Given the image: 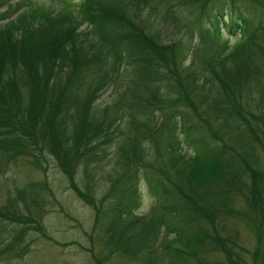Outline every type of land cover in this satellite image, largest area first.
Returning <instances> with one entry per match:
<instances>
[{
  "label": "trees",
  "instance_id": "1",
  "mask_svg": "<svg viewBox=\"0 0 264 264\" xmlns=\"http://www.w3.org/2000/svg\"><path fill=\"white\" fill-rule=\"evenodd\" d=\"M3 6L23 10L0 28V169L46 149L94 212L97 264H248L239 226L264 264V0ZM36 192L0 209V264L29 253L30 229L45 235Z\"/></svg>",
  "mask_w": 264,
  "mask_h": 264
},
{
  "label": "rangeland",
  "instance_id": "2",
  "mask_svg": "<svg viewBox=\"0 0 264 264\" xmlns=\"http://www.w3.org/2000/svg\"><path fill=\"white\" fill-rule=\"evenodd\" d=\"M12 4L29 1L36 4H53L55 0H10ZM7 8V7H6ZM5 6L0 7V14L6 10ZM13 14L6 20L0 17V28L7 21L14 20L18 13ZM226 36L225 32L223 33ZM231 42L234 37L230 38ZM188 62V61H187ZM116 91L112 88L102 93L97 101L98 105H104L116 98ZM28 155L16 157L18 160L0 169V209L8 211L11 199L18 200V191L23 188H34L40 196V204L37 212L38 222L44 231L30 229L27 233L26 241H29V253L23 259L16 261V264H97L94 258L101 259L106 256V252L101 244H98L93 224L94 212L91 207L78 198L69 188L66 176L61 172L52 155L46 149H35L32 145L28 149ZM183 152L188 156L194 155L193 149L183 146ZM1 154V153H0ZM6 162L0 157V168ZM94 170H89L92 173ZM94 176L90 185L96 190V197L103 194V190L98 184L103 181L100 176ZM75 182L82 186L84 178L79 169L75 175ZM47 187V188H46ZM142 196L139 214L149 211L154 202V198L149 194L144 183L140 184ZM46 201V202H45ZM22 207V205H21ZM6 223V222H5ZM4 224V223H3ZM35 227L33 224L25 225ZM94 230V231H93ZM238 243L244 249L249 250L245 254L248 264H251L250 251L254 247V239L244 228L238 227ZM102 264H135L124 261L120 256H110L102 261Z\"/></svg>",
  "mask_w": 264,
  "mask_h": 264
}]
</instances>
